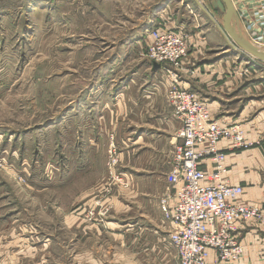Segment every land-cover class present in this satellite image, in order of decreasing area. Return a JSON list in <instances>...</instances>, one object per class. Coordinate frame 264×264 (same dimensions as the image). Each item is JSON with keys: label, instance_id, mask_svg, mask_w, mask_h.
<instances>
[{"label": "rangeland", "instance_id": "obj_1", "mask_svg": "<svg viewBox=\"0 0 264 264\" xmlns=\"http://www.w3.org/2000/svg\"><path fill=\"white\" fill-rule=\"evenodd\" d=\"M157 1L0 0V264H138L146 241L150 242L147 264H173L167 249L164 258L156 259L151 242L161 244L152 234L126 233L124 224L141 214L142 192L159 195L160 164L168 158L165 195L169 193L174 151L181 140L177 138L171 147L166 137L157 142V135L144 140L126 135L127 126L137 124L126 112L133 103L128 99V105L117 106L116 95L128 81L139 82L140 76H133L136 68L148 71L151 63L163 67L168 87L171 68L187 77L192 74L185 70L196 69L197 75V62L205 58L210 42L214 46L211 35L220 32L224 14L203 3L206 11L194 0L189 14L185 2L179 5V19L186 28L160 25L147 32L151 39L147 47L139 40L131 42L132 47L126 45L125 40L142 28L145 36L147 27L140 25L141 20ZM216 15L222 24L212 20ZM160 29L188 35V53L179 59L185 70L174 62L149 59ZM192 35L198 38L192 40ZM114 52L120 57L112 58ZM98 81L92 102H100L108 81L113 84L108 91L115 93L106 108L110 114L102 121L105 132L98 121L104 102L99 109L94 107V115L78 112L85 91ZM107 88L109 84L105 93ZM139 93L137 87L131 95ZM88 122V129L81 131ZM61 174L66 184H59V179L53 180L54 185L46 183ZM126 174L138 183H130ZM141 176H150V182L141 181ZM160 198L148 200L149 216L156 214ZM116 222L124 229L115 228ZM165 243L170 246L167 238ZM231 261L209 260L210 264Z\"/></svg>", "mask_w": 264, "mask_h": 264}, {"label": "crops", "instance_id": "obj_2", "mask_svg": "<svg viewBox=\"0 0 264 264\" xmlns=\"http://www.w3.org/2000/svg\"><path fill=\"white\" fill-rule=\"evenodd\" d=\"M201 1L211 6H207L208 9L213 8V0ZM185 2L186 4L184 5L187 8L186 10L191 14L192 12L190 11L193 9L191 8L193 6V4H191L192 0H159L154 3L150 13L147 15L146 11L144 20H141L140 25H145V28L147 27L144 34L145 36L143 37L141 35L144 30V28H142V32L138 31L131 36L132 38L129 37V40H125L126 45H131L132 47L134 45H132L131 42L139 40V45L146 44L147 47L148 42L151 40L147 32H149L151 28L160 25H171L174 27L179 25L182 29L186 28V22L183 18L179 19V5ZM232 2L236 8L239 25L242 27V24L245 25L252 19L259 22L260 26L257 27L256 30L264 38V18L259 17L262 15L261 13L264 8L261 6L260 0H232ZM208 14V16L211 17V14ZM215 17L217 18L211 19L215 22L219 21L220 24H222L218 16L216 15ZM196 29L197 28L194 27V30ZM219 30L220 32L211 35L214 37V40L212 39L214 46L213 44L211 46L210 42V46L206 48L205 58H201L197 62V75L190 77L182 76L181 83L185 88L197 92L202 98L206 99L212 116L217 119L221 125L230 126L239 124L245 130L247 140L255 143V145L248 149L232 150L231 141L223 139L220 141L219 147L226 153V171L224 177L229 180L231 184L240 185L244 188V192L240 196L239 201L244 204L258 205L264 211V62L257 63L249 54L245 56V52L240 48L232 46L221 28ZM195 38H198V35H192V40ZM207 38L210 40L208 36ZM219 40L221 42H218ZM123 44L125 43H122V45ZM190 51L194 52L192 49ZM114 53L112 58H116V56H118L117 58L120 57L118 52ZM147 61H149V59L145 62ZM103 70L104 69L101 71ZM165 75L161 65H153L151 63V68H149L148 71L147 69L140 71V69L136 68V70L133 71V76H140L141 79L138 83L135 82V79L125 83L124 90L122 89V91L116 95V105H128V99L133 103V106L131 104L130 108H126V112L127 117L130 116V118H135L137 120V124L130 127L127 126L125 133L127 132L128 134L126 133V135L139 137V140H144V137L149 135H153V137L157 135V142L166 137L169 140V145L172 147L176 142V134L181 124L175 118L172 107L165 96L168 90V79H166ZM96 84H98V87H95ZM100 84L99 81L98 83L95 82L93 88H90V91H85L84 97L81 98V101L78 103V112L86 116L87 114L94 115V113H97L94 107L96 106L97 109H99L101 102H104V108L100 112L98 121H101L100 131L105 132L106 127L102 121L105 120V115L110 114L106 108L109 102H114V99L110 98V95L115 93L114 91H108L110 88H113V84L108 81L105 83L106 86L109 84V88H107L108 94L105 93V86V90L101 92L102 96H100V102H92L91 93L96 95L97 92H94V90L99 89ZM137 87H139L141 93L135 97L131 95V93L132 90ZM105 102H107V104ZM144 113H147V115ZM93 120H95V117ZM127 120L128 118L125 122ZM97 123L99 124V122ZM85 124L87 128L85 129L82 127L80 128L81 131L84 130L85 132L88 129L89 122ZM94 126L95 125H93V127ZM95 131H97L96 126L94 127L93 133H95ZM171 150H169V152ZM167 163H169V158L166 160V163L164 161V163L160 164L162 171L158 175L161 178V192H158L159 195L150 196L149 193L145 191L142 192L140 196L143 203V205L140 204V209L142 210L141 214L136 217L132 216L130 220H128L129 222L124 225L126 233L140 230V233L145 232L146 234H152L153 236H151L153 239H155V241L157 239L160 242L161 245H158V243L154 241L151 242L152 247L154 246V250H156L157 253L156 259L158 256L164 258L165 250L167 249L168 254L171 255L173 264L175 262L179 264L177 251L169 240L171 225L169 222L165 221L158 200V203L156 202L155 205V210H153L156 214L154 216H149L147 213L148 200L155 201L157 197L160 198L167 193L168 182L166 181V173L169 168L166 165ZM202 168L212 172L214 170L213 161L204 160L202 162ZM130 175L131 174L125 175L126 180L136 185L138 183L137 180ZM149 177L150 176H141V181L147 179L146 181L150 182L148 180ZM57 179H59V184H66L67 182L65 180L66 178L61 174L59 178H51V180H47L46 183L48 185H54V181ZM116 203L120 205L124 204L121 200H116ZM114 224L115 228L120 230L124 229L123 225L118 222ZM235 233L244 246L242 256L238 259H234V261L221 262L218 264H264V222H240L236 225ZM166 238L170 244L167 248L165 243ZM149 244L150 242L148 241L142 243V247L138 253L141 259L139 258V262L138 260L135 261L136 263L147 264L146 260L150 257L148 253ZM216 258L217 252L211 249L209 253L210 262L216 263Z\"/></svg>", "mask_w": 264, "mask_h": 264}, {"label": "built area", "instance_id": "obj_3", "mask_svg": "<svg viewBox=\"0 0 264 264\" xmlns=\"http://www.w3.org/2000/svg\"><path fill=\"white\" fill-rule=\"evenodd\" d=\"M260 2L264 8V0ZM261 14L259 17L264 18V10ZM244 26L249 40L263 48L264 38L256 30L260 23L252 19ZM154 37L158 42L151 47L149 59L161 64L174 62L185 70L179 59L188 53V35L165 34L160 29ZM171 71L166 98L181 124L176 134L181 143L174 151L169 193L159 201L164 219L171 225L169 239L180 264H210L211 249L217 251L218 258L234 261L232 258L242 256V247L232 233L233 222H264V211L258 205L239 201L244 188L224 178L226 168L222 161L226 153L219 142L230 140L232 150L248 149L255 143L247 140L239 124L221 125L212 116L206 99L182 85L178 68ZM185 72L194 76L196 69ZM204 160L213 161L212 172L202 168Z\"/></svg>", "mask_w": 264, "mask_h": 264}, {"label": "water", "instance_id": "obj_4", "mask_svg": "<svg viewBox=\"0 0 264 264\" xmlns=\"http://www.w3.org/2000/svg\"><path fill=\"white\" fill-rule=\"evenodd\" d=\"M198 3L204 10H206V6H204L200 2ZM212 6L215 9H219L224 14L223 26L220 28L226 35L229 43L235 48L239 47L251 57L264 61V47L262 48L256 46L249 40L247 35L245 36L244 30L238 23L236 8L232 0H213Z\"/></svg>", "mask_w": 264, "mask_h": 264}, {"label": "bare ground", "instance_id": "obj_5", "mask_svg": "<svg viewBox=\"0 0 264 264\" xmlns=\"http://www.w3.org/2000/svg\"><path fill=\"white\" fill-rule=\"evenodd\" d=\"M195 1H197V0H195ZM198 2H200L201 4H203L200 0H198ZM201 8H202V6H200ZM206 10L208 11V9L206 8ZM161 14V13H160ZM152 29V28H151ZM150 29V30H151ZM149 30V31H150ZM181 126V125H180ZM220 143V142H219ZM225 161H226V157L224 158V160L222 161V163L225 165ZM238 223H240V222H237V221H234L233 222V226H234V230H232V233H234L236 236H237V234L235 233V230H236V225L238 224ZM237 238H238V236H237ZM238 241H239V238H238ZM240 242V241H239ZM238 244H240L241 245V247H242V254H243V252H244V246H243V244L240 242V243H238ZM216 251V250H215ZM217 252V251H216ZM233 260L235 259V258H232Z\"/></svg>", "mask_w": 264, "mask_h": 264}]
</instances>
